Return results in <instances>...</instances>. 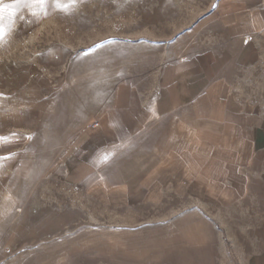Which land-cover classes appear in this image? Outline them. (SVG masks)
Instances as JSON below:
<instances>
[{
	"label": "rangeland",
	"instance_id": "374dc122",
	"mask_svg": "<svg viewBox=\"0 0 264 264\" xmlns=\"http://www.w3.org/2000/svg\"><path fill=\"white\" fill-rule=\"evenodd\" d=\"M223 1L47 0L5 15L0 264H264V0H228L241 8L225 15ZM205 50L217 54L214 82L191 68L185 98L113 141V107L133 93L153 108L162 67ZM201 109L223 113L216 141L188 144L204 164L158 171ZM85 132L92 152L70 159Z\"/></svg>",
	"mask_w": 264,
	"mask_h": 264
},
{
	"label": "crops",
	"instance_id": "0c3cea01",
	"mask_svg": "<svg viewBox=\"0 0 264 264\" xmlns=\"http://www.w3.org/2000/svg\"><path fill=\"white\" fill-rule=\"evenodd\" d=\"M241 5V4H240ZM234 5L230 3L228 0H224L221 5L220 9H222V12L220 14H227L232 12L233 9L238 10L241 8L239 4H237L234 8ZM224 9H229L224 10ZM246 12H250L253 14L255 11L248 10ZM244 13V12H243ZM238 21V18H237ZM236 25L233 27V30L237 33H241L244 30L242 29H236ZM198 29V27H197ZM195 28L191 30V32L195 33ZM247 33H243L238 35V37L247 36ZM190 66L187 68H181V70H178V65L175 63H166L161 71L160 74L156 80L157 87L160 92H166L164 97L161 98V100H157L156 104L150 107L147 111L143 110L139 103L140 96L136 98V94L129 93L128 98L125 99L123 106L121 107H113L111 112L108 113L107 118L104 122V125L111 129V134L113 136V141H125L128 140L127 137L131 135L134 129H140L138 125H142L145 123V121L150 117H153V114L151 113V110L156 115H160V113L166 111L169 109L172 100H177V98H185L186 93L188 92L189 88V81L187 80V77L191 74V68H193L197 72V76L199 77V82L205 86L206 84L212 83L217 79L218 76V70H217V54L214 51L205 50L202 52L197 53L191 63H189ZM200 111V112H199ZM127 113L130 115L133 119H136L135 117L138 116L142 120H136L130 121L128 126L127 121L125 120L122 113ZM196 119L198 121V125L196 127L195 131H192L188 127H186L185 123L182 121L179 126L174 130L172 137H181L183 143L182 144H172L173 140H171V143L168 145V147L165 149L163 156H162V164L158 167V171L166 170L168 167H171L177 163H182L183 168L189 172L192 175L195 174L196 170L200 169L202 164L207 159L208 153L201 152L197 154L195 157L192 154V147H188V144L191 142H195L198 140H208V141H216L220 137V132L218 131V121H220L223 117L222 111L217 114V120L212 121L209 119L208 115L210 114L209 111H204L203 109L198 110L195 112ZM126 115V114H124ZM132 125V126H131ZM113 126V127H112ZM105 127V128H106ZM133 128V130H132ZM104 131V127H103ZM128 133V134H125ZM76 140V141H75ZM91 135L89 132H85L84 134H81L80 136H77L72 143L69 146V150H71V158L73 157H83L87 156L92 152V149L90 148ZM206 145V144H205ZM189 148V149H188ZM187 158V162H185L184 158ZM204 167V165H203ZM213 167V165H207L206 170H210ZM205 170V171H206Z\"/></svg>",
	"mask_w": 264,
	"mask_h": 264
},
{
	"label": "snow or ice",
	"instance_id": "6c2138e0",
	"mask_svg": "<svg viewBox=\"0 0 264 264\" xmlns=\"http://www.w3.org/2000/svg\"><path fill=\"white\" fill-rule=\"evenodd\" d=\"M77 2L78 0H67V2H65V0H55V5L58 8L67 9L75 5ZM36 4L45 6L47 4V0H12L11 3H5V0H0V38H2L6 34L4 30V25L2 24L5 15H7V17L12 20V22H14V19L21 8L32 7ZM6 139L7 138L0 137V141ZM7 158L9 157H0V159ZM105 159H107V157H105Z\"/></svg>",
	"mask_w": 264,
	"mask_h": 264
},
{
	"label": "bare ground",
	"instance_id": "6f19581e",
	"mask_svg": "<svg viewBox=\"0 0 264 264\" xmlns=\"http://www.w3.org/2000/svg\"><path fill=\"white\" fill-rule=\"evenodd\" d=\"M240 21L248 20V17L246 15H242L238 17ZM247 40V38H245Z\"/></svg>",
	"mask_w": 264,
	"mask_h": 264
}]
</instances>
